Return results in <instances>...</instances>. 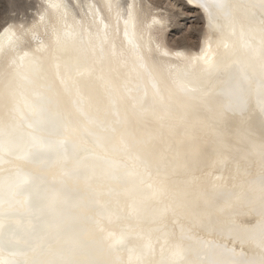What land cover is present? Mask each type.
<instances>
[{
	"label": "bare ground",
	"instance_id": "6f19581e",
	"mask_svg": "<svg viewBox=\"0 0 264 264\" xmlns=\"http://www.w3.org/2000/svg\"><path fill=\"white\" fill-rule=\"evenodd\" d=\"M42 1L0 30V259L178 264L179 246L182 264H261L259 0H225L211 25L186 0L205 20L196 49L171 46L146 0Z\"/></svg>",
	"mask_w": 264,
	"mask_h": 264
},
{
	"label": "rangeland",
	"instance_id": "374dc122",
	"mask_svg": "<svg viewBox=\"0 0 264 264\" xmlns=\"http://www.w3.org/2000/svg\"><path fill=\"white\" fill-rule=\"evenodd\" d=\"M146 2L167 11L170 15V28L165 39L171 46L188 49L198 47L205 31V20L197 8L186 0H146ZM42 6H44L42 0H0V30L10 22V24L33 22Z\"/></svg>",
	"mask_w": 264,
	"mask_h": 264
},
{
	"label": "snow or ice",
	"instance_id": "6c2138e0",
	"mask_svg": "<svg viewBox=\"0 0 264 264\" xmlns=\"http://www.w3.org/2000/svg\"><path fill=\"white\" fill-rule=\"evenodd\" d=\"M193 3H198L200 7L208 13L209 23L210 25L213 23L214 16L213 10H223L227 5L225 4V0H192ZM131 7V6H129ZM254 8H258L261 13V25H262V32H264V0H259L258 4L253 5ZM111 8V5H109ZM131 11L128 12V19L125 20V24L128 25L131 23ZM128 34L127 31L125 33ZM234 34V33H233ZM131 42V41H130ZM137 58L142 62V66L146 67L143 64V57L138 54ZM204 62L206 64H211L213 57L211 55V48L209 47L208 52L205 53L203 57ZM228 76H229V90L234 92H241L244 91L250 84V78L247 72L242 68H232L229 66L226 69ZM258 108L261 115V119L264 120V84L260 86L259 89V100H258ZM35 149V151H33ZM0 152H7L11 153V146L5 141H0ZM42 152L43 148L38 141H34L32 145H30L24 152L25 158L31 159L34 162H41L42 160ZM29 179L24 181L25 184L30 183ZM261 193L262 199H264V177L261 178ZM260 247L264 249V233L261 235V243ZM178 257V264H182L183 256L182 250L179 249L177 246V253ZM0 264H14L12 261H5L0 259ZM69 264H77V262H69ZM261 264H264V260L261 261Z\"/></svg>",
	"mask_w": 264,
	"mask_h": 264
}]
</instances>
